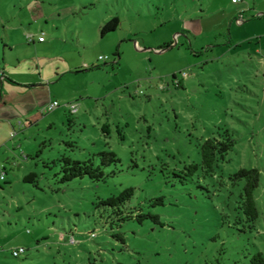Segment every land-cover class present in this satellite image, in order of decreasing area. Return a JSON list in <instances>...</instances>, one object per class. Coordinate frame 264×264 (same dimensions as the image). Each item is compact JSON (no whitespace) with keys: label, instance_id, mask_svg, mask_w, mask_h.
<instances>
[{"label":"rangeland","instance_id":"rangeland-1","mask_svg":"<svg viewBox=\"0 0 264 264\" xmlns=\"http://www.w3.org/2000/svg\"><path fill=\"white\" fill-rule=\"evenodd\" d=\"M115 16L119 29L102 37ZM42 32L53 43L19 45L18 72L38 61L52 73V60L64 70L69 59L94 68L52 85L51 112L46 88L3 90L0 80V264H251L264 254V0H0V42ZM220 126L238 141L221 169L177 176ZM103 151L122 160L115 176L59 183L63 156ZM242 168L262 173L254 230L237 223ZM129 188L128 207L163 226L111 229L112 210L98 204Z\"/></svg>","mask_w":264,"mask_h":264},{"label":"trees","instance_id":"trees-1","mask_svg":"<svg viewBox=\"0 0 264 264\" xmlns=\"http://www.w3.org/2000/svg\"><path fill=\"white\" fill-rule=\"evenodd\" d=\"M120 18L115 16L106 21L101 27V36L117 31L120 27ZM119 57V54L115 55ZM119 64V62L117 63ZM174 78H176L174 76ZM180 85V84H179ZM70 114H72L70 112ZM235 132L230 128L220 126L217 131V137L206 140L200 146L201 162L193 163L184 168L181 174L177 176L186 179H193L199 172L206 176L212 177L221 169V163L225 161L227 154H229L237 145V138ZM61 171L59 176L60 184H68L76 179L89 178L94 182H105L108 178L115 176L116 171L110 169L116 168L122 163L119 156L113 151H103L92 156V158L85 161L73 160L70 157L63 156L60 159ZM36 175L31 174L25 180L35 182ZM232 179L236 182L243 181V193L241 195L238 224H244L250 230L256 229V224L260 219V210L256 198V191L261 185L262 173L257 168H242L237 171ZM135 190L129 188L124 190L118 196H112L106 200L99 202L107 209L112 210L116 221L111 223V229L114 230V223H119L118 226L124 222L136 220L143 224L145 220H151L157 225L163 226L158 215L153 214H139L138 209H131L128 204L133 199ZM158 203L164 205L163 198H159ZM115 220V219H114ZM114 238L124 241L121 234H115ZM251 264H264V254L258 251L251 259Z\"/></svg>","mask_w":264,"mask_h":264},{"label":"crops","instance_id":"crops-1","mask_svg":"<svg viewBox=\"0 0 264 264\" xmlns=\"http://www.w3.org/2000/svg\"><path fill=\"white\" fill-rule=\"evenodd\" d=\"M246 1V0H245ZM240 5V4H239ZM244 11H246V9H240L237 10L236 12L239 13V15L243 18V14ZM236 13V14H237ZM243 21V19H242ZM44 33V32H42ZM30 35H34L33 33H29ZM28 34V35H29ZM27 35V36H28ZM41 35H39L37 37V35H34V42L29 43H23V42H0V44L2 45V63L0 64V80H1V85L3 86V90L5 88V84H7L10 87V91L12 90V87L15 88H23V89H35V88H43L47 90V92L50 91V95L46 96L44 98L43 101L46 102H53V101H57L53 99V95L51 93H53L52 91V85H55L57 82L62 81L64 79V77L67 74H73L76 71H79L81 68H89V69H93L94 66L93 65H89L86 62L84 63L83 67H79V62L78 61H73V60H67V68H65L64 70L62 69V63L58 64L59 61L56 60H52V73L51 72H47L46 70L43 71V67L42 65H40V63H38V61L36 62V68L32 65V66H28L27 70L25 71H21L18 72V67H20V64L22 63V59L20 56L16 55L19 45H28L29 48H31V46L33 45H38L41 44L40 47L44 46H49L51 44H47V40L45 39L44 42H39L38 38ZM78 44H82L81 42H77ZM74 44V43H72ZM40 47H38L37 49H39ZM27 48V47H26ZM16 52V53H15ZM80 57V56H79ZM102 57V56H101ZM100 57V58H101ZM16 58V59H15ZM120 57H117L116 59H119ZM15 59L16 64L18 65L17 67L15 66L14 68H12L10 70V73H8L6 69H9V66H11ZM47 60V59H46ZM45 62V61H43ZM36 70L38 71L35 72ZM63 70V71H62ZM55 72V73H53ZM49 86V87H48ZM5 100H7L6 98V94L3 95L2 90L0 89V105L3 103V101L5 102ZM5 107L8 106L7 102L4 103ZM40 105V104H38Z\"/></svg>","mask_w":264,"mask_h":264},{"label":"built area","instance_id":"built-area-1","mask_svg":"<svg viewBox=\"0 0 264 264\" xmlns=\"http://www.w3.org/2000/svg\"><path fill=\"white\" fill-rule=\"evenodd\" d=\"M232 4L234 5H239L243 2H245V0H231ZM28 42L32 43L34 42V35H28L27 36ZM39 42H44L45 41V37H44V33H42V36H40L38 38ZM107 57H101L99 60H106ZM58 107H60V103L57 101H53L49 104V106L46 108L45 112H51L54 111L55 109H57ZM69 109L70 112L72 114H75L77 112V105L76 104H71L69 105ZM24 253H26V249L23 247H19L13 250L12 255L16 258H19L21 255H23Z\"/></svg>","mask_w":264,"mask_h":264}]
</instances>
